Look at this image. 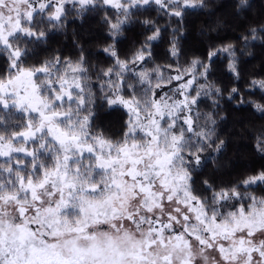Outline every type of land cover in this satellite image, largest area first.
Masks as SVG:
<instances>
[{
  "label": "snow or ice",
  "instance_id": "obj_1",
  "mask_svg": "<svg viewBox=\"0 0 264 264\" xmlns=\"http://www.w3.org/2000/svg\"><path fill=\"white\" fill-rule=\"evenodd\" d=\"M100 2L118 13L105 21L112 37L142 7L155 4L183 20L185 9L205 6L204 0ZM68 3L87 11L97 0H0L6 63L0 71V264H264V195L255 194L264 192V170L210 197L196 188L194 175L208 160L203 153L224 146L206 125L196 129L192 109L200 93L187 94L197 65L204 76L208 66L193 60L167 80L159 67L155 78L144 69L133 73L137 88L127 83L129 64L149 60L150 47L121 60L109 45L103 51L114 64L100 71L97 97L86 83L83 56L40 58L44 26L62 24ZM248 6L239 0V8ZM258 30L264 27L250 32ZM231 47L222 50L231 55ZM170 52L178 56L175 42ZM229 69L236 72L234 62ZM186 74L192 79L176 89L183 99L157 93ZM252 83L264 90V80ZM97 99L125 110L120 133L96 123ZM255 107L264 112V105ZM257 139L264 151V135Z\"/></svg>",
  "mask_w": 264,
  "mask_h": 264
},
{
  "label": "trees",
  "instance_id": "obj_2",
  "mask_svg": "<svg viewBox=\"0 0 264 264\" xmlns=\"http://www.w3.org/2000/svg\"><path fill=\"white\" fill-rule=\"evenodd\" d=\"M204 5L185 9L183 20L168 15L155 4L142 7L125 25L123 33L112 37L105 21L116 19V9L100 0L87 11H80L78 4L68 3L65 5L68 14L62 24L44 26L48 35L39 51L41 59L59 57L62 61H77L83 56L84 67L89 70L86 83L97 97L100 96L99 85L104 82L100 71L114 64V59L103 51L109 45H114L121 60L130 59L141 46L150 47L149 60L142 65L129 64L127 83L137 88L140 85L133 73L144 69L155 78L152 70L159 67L167 80L169 76L175 77L177 70L183 72L190 68L193 60L207 65L206 76L201 75L204 69L197 65L193 73L195 80L187 94L197 97V91L200 93L192 109L196 129L206 125L205 130H212L217 143L224 141L220 152L203 153L208 157L206 166L194 175L197 191L210 197L213 191L240 184L264 170V151L259 149L257 139L264 135V112L255 107V104L264 105V90L252 83L264 80V31L258 30L254 35L250 32L251 28L264 27V0H249V6L242 9L238 7L239 0H204ZM145 20L153 23L145 25ZM157 27L161 30L159 38L145 45L147 37ZM173 42L178 56L171 55ZM229 45L232 46L231 55L222 50ZM209 52L217 54L209 60ZM233 62L236 72L229 69ZM5 67L4 58L0 56V71ZM189 79L192 75H184L183 81ZM180 83L173 79L157 89V93L171 95ZM233 88L237 89L236 93L232 92ZM129 92L126 90L125 94ZM97 105L96 123L109 134L120 133L127 119L125 110L110 109L99 99ZM209 115L214 124L210 120L206 122ZM205 180L211 189L203 184ZM255 194L264 195V192L256 191Z\"/></svg>",
  "mask_w": 264,
  "mask_h": 264
},
{
  "label": "rangeland",
  "instance_id": "obj_3",
  "mask_svg": "<svg viewBox=\"0 0 264 264\" xmlns=\"http://www.w3.org/2000/svg\"><path fill=\"white\" fill-rule=\"evenodd\" d=\"M178 81H180V82H181L180 84H182V83L186 82L187 80H185V81H183V80H178ZM180 84H179L176 88H174V89L172 90L173 93H172L171 95H169V96L173 97V99H183V96H181V95L179 94V92L176 91V89L179 88ZM187 91H188V90H187Z\"/></svg>",
  "mask_w": 264,
  "mask_h": 264
}]
</instances>
